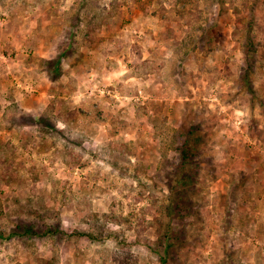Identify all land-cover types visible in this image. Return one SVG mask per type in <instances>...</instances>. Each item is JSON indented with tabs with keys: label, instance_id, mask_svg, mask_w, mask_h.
<instances>
[{
	"label": "rangeland",
	"instance_id": "374dc122",
	"mask_svg": "<svg viewBox=\"0 0 264 264\" xmlns=\"http://www.w3.org/2000/svg\"><path fill=\"white\" fill-rule=\"evenodd\" d=\"M172 251L264 264V0H0V264Z\"/></svg>",
	"mask_w": 264,
	"mask_h": 264
},
{
	"label": "trees",
	"instance_id": "16d2710c",
	"mask_svg": "<svg viewBox=\"0 0 264 264\" xmlns=\"http://www.w3.org/2000/svg\"><path fill=\"white\" fill-rule=\"evenodd\" d=\"M34 123H36V124H39V126L40 127H45V126H47V124H49V122H48V119H47V117L45 116V115H40V116H38L37 118H35L34 119ZM56 127V126H55ZM56 129H58L59 130V128L58 127H56ZM196 130H194V129H190L189 130V133H191V134H194V133H196L195 132ZM184 136V140H187V144H185L184 146H187L188 144H192V139H193V135H186V134H184L183 135ZM187 137H189L190 139H187ZM41 142H43V140L41 141ZM8 144H10V143H8ZM193 144L195 145V141L193 142ZM181 153H182V157L184 158V159H191V157H190V153L189 152H187L185 149H182V151H181ZM181 165V164H180ZM186 173L188 174V175H194V172H192L189 168L187 169V171H186ZM186 174V175H187ZM186 175L185 176H183L182 178H185L186 177ZM179 179L181 180V177H179ZM69 236H72V235H89V233H87V232H85V231H81V230H75V231H73V232H66ZM174 251V250H173ZM173 251L172 252H170L169 254H168V256L167 255H165V256H163V258H162V263L163 264H168V260H169V258L171 259V258H174L175 257V254L173 253Z\"/></svg>",
	"mask_w": 264,
	"mask_h": 264
}]
</instances>
